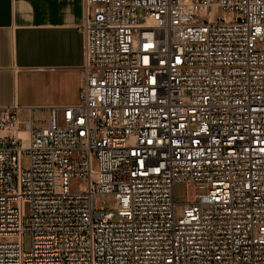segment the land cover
<instances>
[{
    "label": "built area",
    "instance_id": "1",
    "mask_svg": "<svg viewBox=\"0 0 264 264\" xmlns=\"http://www.w3.org/2000/svg\"><path fill=\"white\" fill-rule=\"evenodd\" d=\"M84 5L80 103L0 105V264H264V0Z\"/></svg>",
    "mask_w": 264,
    "mask_h": 264
},
{
    "label": "crops",
    "instance_id": "2",
    "mask_svg": "<svg viewBox=\"0 0 264 264\" xmlns=\"http://www.w3.org/2000/svg\"><path fill=\"white\" fill-rule=\"evenodd\" d=\"M84 0H0V105L81 101Z\"/></svg>",
    "mask_w": 264,
    "mask_h": 264
},
{
    "label": "rangeland",
    "instance_id": "3",
    "mask_svg": "<svg viewBox=\"0 0 264 264\" xmlns=\"http://www.w3.org/2000/svg\"><path fill=\"white\" fill-rule=\"evenodd\" d=\"M50 118V113L46 109H34L33 111V128H42L46 126ZM199 192L193 185H187L183 182L176 183L174 185V214L176 218H179L183 213V202L185 199H194L195 193ZM114 199L112 195H107L105 202L102 205L113 204ZM24 248L29 251L31 248V237L26 235L24 237Z\"/></svg>",
    "mask_w": 264,
    "mask_h": 264
}]
</instances>
